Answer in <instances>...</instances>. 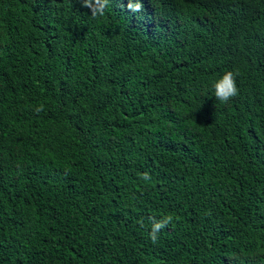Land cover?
<instances>
[{
    "label": "trees",
    "instance_id": "obj_1",
    "mask_svg": "<svg viewBox=\"0 0 264 264\" xmlns=\"http://www.w3.org/2000/svg\"><path fill=\"white\" fill-rule=\"evenodd\" d=\"M0 264H264V0H0Z\"/></svg>",
    "mask_w": 264,
    "mask_h": 264
}]
</instances>
